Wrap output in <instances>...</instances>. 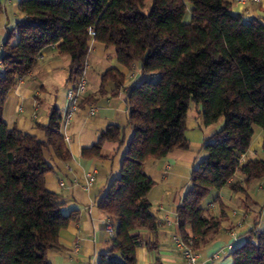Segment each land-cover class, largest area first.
Here are the masks:
<instances>
[{
  "label": "trees",
  "instance_id": "trees-1",
  "mask_svg": "<svg viewBox=\"0 0 264 264\" xmlns=\"http://www.w3.org/2000/svg\"><path fill=\"white\" fill-rule=\"evenodd\" d=\"M19 0L22 16L7 29L0 53V264H48L47 251L61 247L59 232L76 220L65 214L57 193L45 187L51 170L45 152L69 161L62 115L52 107L45 140L8 126L2 111L9 91L33 70L45 48L68 56V79L82 74L91 40L114 47L118 63L138 64L144 78L126 89L128 125L121 169L98 202L112 227L97 264H137L145 244L140 230L155 232L147 194L154 185L145 164L175 148L186 149L185 120L191 103L202 122L222 126L203 143L206 155L191 171V187L176 208L177 234L194 250L219 231L224 212H206L212 190L245 191L264 178V23L234 14L228 0ZM1 11V7H0ZM189 13L186 20L185 15ZM92 29L94 35L89 34ZM115 91L124 76L116 68L102 75ZM80 104V103H79ZM263 131L262 155L241 162L253 127ZM124 142V129L110 124L92 148L101 156L104 142ZM245 179L233 181L235 173ZM232 264H264V229L256 227L229 252Z\"/></svg>",
  "mask_w": 264,
  "mask_h": 264
},
{
  "label": "crops",
  "instance_id": "crops-1",
  "mask_svg": "<svg viewBox=\"0 0 264 264\" xmlns=\"http://www.w3.org/2000/svg\"><path fill=\"white\" fill-rule=\"evenodd\" d=\"M19 0H0V53L6 31L22 17L17 9ZM234 14L245 19L258 18L264 23V0H228ZM86 61V90L71 120L63 129L68 137L65 145L70 152L69 161L58 159L52 150L45 152L51 170L45 175V187L55 192L63 204L62 211L76 213V220L59 232L61 247L47 251L48 264H97L100 254L108 246L110 234L107 216L98 208V202L112 179L121 169L126 143L131 137L128 125L126 89L141 81L144 76L138 64L131 67L120 65L114 47L91 40ZM69 58L57 53L55 47H47L35 67L8 93L2 116L8 126L44 141L45 134L37 124H46L52 107H57L63 116L66 108V91L71 87L68 79ZM1 68V66H0ZM116 68L124 76L123 87L115 91L113 81H106L100 91L103 73ZM192 105V106H191ZM195 105V106H194ZM191 103L185 120L186 149L175 148L159 159L149 160L144 166L145 174L154 181L147 194L151 213L159 220L155 232L140 230L145 243L136 249L137 264H187L176 249L172 236L177 234L176 208L191 187L192 168L206 155L203 143L221 126L222 121L211 125L202 122V110ZM93 108V113L89 112ZM110 124L124 129V142L106 141L101 146V156H93L91 149L100 133ZM263 131L253 137L243 162L262 155ZM258 148V149H257ZM93 173L90 188L82 187L86 174ZM245 177L237 172L233 181L242 182ZM78 180V183H74ZM259 180L245 186V191L233 192L228 186L212 190L202 205L210 215L224 212L218 232L209 236L197 251L201 264H232L229 251L217 259L209 260L212 254L224 248L234 230L240 241L246 232L256 227L264 229V188L259 189Z\"/></svg>",
  "mask_w": 264,
  "mask_h": 264
},
{
  "label": "built area",
  "instance_id": "built-area-1",
  "mask_svg": "<svg viewBox=\"0 0 264 264\" xmlns=\"http://www.w3.org/2000/svg\"><path fill=\"white\" fill-rule=\"evenodd\" d=\"M241 1H245V0H241ZM250 1H257V0H250ZM89 34L94 35V32L92 29H89ZM51 47H54V45H52ZM41 57L42 55L39 56V59ZM87 68H88V64L86 61L84 64L83 72L79 76L76 84L68 88L66 91L67 108H66L64 115L62 116V126H61L62 131L63 129H65L66 125L71 120L74 112L76 111L80 103L82 95L84 94L86 90V70ZM93 111H94L93 108H90L89 112L91 114L93 113ZM64 139L65 141H68V137L65 134H64ZM243 158L244 156L240 158L241 162H243ZM93 181H94L93 173L86 174L82 187L85 189L90 188L91 185L93 184ZM74 183H78V180H74ZM258 188L259 189L264 188V178L259 182ZM107 230L111 236L113 234V230L108 220H107ZM230 235L232 238L231 242H229L224 248H221L216 253L212 254L209 260L212 261L214 259H217L221 253H224V251L230 252L237 245V243L240 241V236H238V234L234 230L230 231ZM172 240H173V243L176 249L180 252L181 257L185 260L187 264H201L200 253L197 250H194L192 247H190V245L182 241V239L179 237L178 234H174L172 236Z\"/></svg>",
  "mask_w": 264,
  "mask_h": 264
},
{
  "label": "rangeland",
  "instance_id": "rangeland-1",
  "mask_svg": "<svg viewBox=\"0 0 264 264\" xmlns=\"http://www.w3.org/2000/svg\"><path fill=\"white\" fill-rule=\"evenodd\" d=\"M149 5H150V0H147V2H146V10L148 9V7H149ZM189 13H186V15H185V18L184 19H188L189 18ZM194 105V104H193ZM192 106V105H191ZM195 106V105H194ZM253 130H254V134H253V142L257 139V133H258V131H261L262 132V129L259 127V126H254L253 127ZM258 149V148H257Z\"/></svg>",
  "mask_w": 264,
  "mask_h": 264
}]
</instances>
